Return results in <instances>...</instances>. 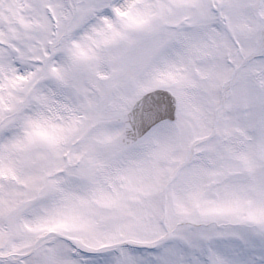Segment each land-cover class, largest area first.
Segmentation results:
<instances>
[{
	"label": "snow or ice",
	"instance_id": "obj_1",
	"mask_svg": "<svg viewBox=\"0 0 264 264\" xmlns=\"http://www.w3.org/2000/svg\"><path fill=\"white\" fill-rule=\"evenodd\" d=\"M0 264H264V0H0Z\"/></svg>",
	"mask_w": 264,
	"mask_h": 264
}]
</instances>
